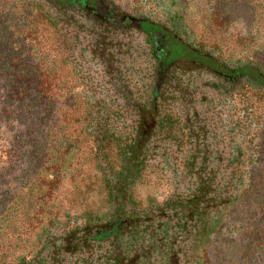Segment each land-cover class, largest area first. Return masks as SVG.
<instances>
[{
	"label": "trees",
	"instance_id": "trees-1",
	"mask_svg": "<svg viewBox=\"0 0 264 264\" xmlns=\"http://www.w3.org/2000/svg\"><path fill=\"white\" fill-rule=\"evenodd\" d=\"M0 2L1 5L12 8L9 19L16 21L10 28L13 32L10 40L16 39L18 43H9L8 47L3 48L9 49L0 52V56L5 55L0 71L15 82L17 94L12 95L18 103L17 112L21 113L20 117H25L26 112H29V119H33V110L44 106L46 112H57L59 102L69 106V110L63 114L68 124L64 126L59 121L57 123L61 127L59 131L62 136L50 133L51 140L46 136L43 143L45 146L38 148L42 153L38 154L27 183L23 181L20 190L13 196H8L7 190L0 193V264H108L105 262L106 258L95 256L94 250L101 240L112 235L117 228L115 226L110 230L106 225L98 223V215L91 216L88 209L89 194L92 189H96L101 192L103 202L115 205L117 197L101 163L102 152L117 141L113 139L116 131L112 128V122L127 127L125 121L132 114L135 115L137 110L139 112L133 117L138 118L133 123L134 127H127L125 136H120L121 142L125 143L121 175L127 178L130 171L143 166L147 161L145 154L151 149V143L144 132L147 125L143 121L150 112L148 105L140 104L136 108L128 96L118 95L113 98L105 90H101L103 100L99 101L109 107L105 112L97 101L91 100L85 94L68 99H62L61 94H58L62 86L64 88L65 82H61L60 76L65 71L73 80L67 81L70 86L82 85L87 94L90 88L92 90L94 83L88 75L92 70H84L80 63L84 62L85 67L90 66L93 63H90L91 57H97L96 45L100 46L98 48L101 51L106 42L96 28L102 30L101 26L112 28V25H118L121 21L122 26L135 21L137 30L146 34L153 44V51L149 53H153L151 61L164 60L167 52L170 53L167 58L175 57L170 46L172 41L183 54L171 61L191 59L190 62L207 65L214 74L220 69L235 80L248 78L255 86H264V74L255 64L228 69L222 63L221 57L205 53L202 49L204 46L193 47L192 43L178 37L183 30V15L186 10L179 2L176 6L167 0H143L145 7L153 5L155 11L150 16L137 12V17L128 16L129 20H124V16L116 17L113 8V11L105 13L97 20L98 11L95 9L102 3L101 0H9L8 4H3L1 0ZM183 3L188 8L192 6L197 13L202 11L203 17L208 21L205 30L206 34H210L208 39H217L213 44L215 49L218 48L219 41L228 42L246 51L249 59L264 57V33L260 26L263 22L253 20V30L249 29L245 34L240 30L229 31L236 19L242 20L237 18L236 12L251 10L256 14L260 9L264 13V0H183ZM252 5L254 7L250 8ZM161 13L165 17L157 18L156 15ZM91 19L94 21L93 25ZM108 19L112 22L109 23ZM93 33L96 39L87 40L86 37ZM53 35L58 38L56 43L63 47L64 60L61 64L64 68L56 69L55 61L52 65H46L43 61L36 65L28 63L29 58L25 56L28 49L24 45L38 42L39 39L50 41ZM31 47L33 51L34 46ZM75 63L79 64V68ZM226 72L222 74H227ZM105 76L107 86L118 88L117 79L114 80L107 73ZM30 83L37 92L32 101L26 99L31 94ZM160 95L153 94L152 101L156 103ZM30 102L31 108L28 107ZM71 110L76 114L73 115ZM9 113L6 110L5 116ZM44 121L45 119L43 123ZM70 125L74 127V131L69 128ZM236 130V127L232 128L227 134L236 136ZM84 133L95 143V154L88 164L87 161H78L77 151H82L80 136ZM233 139L229 146L220 148L221 145L208 144L198 150L201 154L199 164L195 160L187 163L191 174L187 182V194H176L167 203L172 215L178 212L181 215L170 217L176 221V235L189 225L191 230L187 235L192 234L194 238L192 250L195 242L203 243V256L192 257V264H264V153L260 144H254L251 140L248 143L247 137L243 139L237 135ZM87 169L96 175L89 174ZM69 179L75 182V197L72 202L79 204L75 209L79 208L81 211H76L77 214H72L73 216L71 210L63 211L68 209V205L62 206L56 195ZM232 210L237 211L236 219L229 218L230 215L233 217ZM116 218L118 216L115 215L110 218L111 225H114ZM136 226L133 228L137 229ZM212 248H219L217 254L221 256H209ZM110 264H124V261L111 260Z\"/></svg>",
	"mask_w": 264,
	"mask_h": 264
},
{
	"label": "rangeland",
	"instance_id": "rangeland-1",
	"mask_svg": "<svg viewBox=\"0 0 264 264\" xmlns=\"http://www.w3.org/2000/svg\"><path fill=\"white\" fill-rule=\"evenodd\" d=\"M1 1L3 4L9 2V0ZM101 1L102 3L95 9L98 11L97 20L105 15L106 7L113 8L116 17L119 18L122 16L135 18L137 12L138 14L143 12V14L150 16L155 11L153 5L145 7L142 4L143 0ZM167 2H172L176 6H178L177 2L182 3L186 9L183 15V30L181 34L177 35L182 40L192 43L193 47L194 45L204 46L202 49L205 53L221 57L222 63L228 69L240 65L255 64L264 74V57L249 59L246 51L238 49L228 42L219 41L218 48L215 49L213 44L217 42V39H208L210 34H206L207 31H205L208 27V21L203 17L202 11L197 13L192 6L188 8L183 0H167ZM1 4L0 2V52H3L9 49H3L8 47L7 44L17 45L18 41L16 39L10 40L13 35L10 28L16 23V21L9 19L12 8ZM253 7L254 5L250 8ZM236 14H238L237 18L242 20L236 19L229 31L240 30L245 34L250 31L249 29L253 30L252 28L255 26L253 20H255L263 22L260 26L264 33V13L260 12V9L256 11V14L251 10L238 11ZM156 17L163 19L165 14H157ZM233 18H235V14ZM90 21L93 25V19ZM109 21L112 22L111 19H108ZM121 24L122 21L118 25H112V28L107 26H101L102 30L99 27L96 28V31L101 34L100 37L106 42L103 47L101 46V51L98 48L100 46L96 45L97 57H91L90 63H93L90 66L85 67L84 62H79L84 70H92L91 73L88 72L94 83L92 90L90 88L87 94L82 85L70 86L67 81L73 80L65 71L60 76L61 82H65L64 88L62 86V90L60 89L58 94H61L62 99L85 94L91 100L97 101L100 107L102 106L103 112L107 111L109 107L100 103L103 98L101 90H105L113 98L118 95L119 97L128 96L129 99L133 100L136 108L140 107V104L148 105L150 114L144 119L143 124L147 125L144 132L150 139V150L152 151L149 150L145 154L147 161L143 166L130 171L127 178H123L121 172L124 167L125 143L121 142L120 136H125L127 127L130 129L134 127L133 123L138 121V118L133 119V117L139 112L137 110L135 115L132 114L131 118L129 117L128 121H125L127 127H121L112 122V128L116 131V134H113V139L117 141L111 143L110 147L102 152L101 163L103 172L112 182V190L117 201L115 205L107 204L106 201L103 202V197H100L101 192L92 189L88 198V209L91 211V216L98 215V223L103 226L108 225L110 218L116 213L130 219L133 215L149 212L152 221L146 225L153 226L155 238L166 235L165 243L169 244L170 241L175 243L171 255L179 256L176 259L178 264H192V257L203 256V243L195 242V247L192 250L191 244L194 240L192 234L187 236L175 234L176 221L170 219L172 211H170L167 203L176 194L181 192L187 194V182L191 177L187 163L195 160L199 164L201 154L198 150L206 145H221L220 148L229 146L233 143V138L240 135L243 139L247 137L248 143L251 140L254 144H260L262 146L261 151L264 153V86L261 84L255 86L248 78L234 80V83L226 82L229 76L226 71L219 69L223 72L214 71L215 75L211 69H208L207 65L200 62H190L191 59L178 61L177 66L170 71V78L166 82H160L158 68L151 61L153 53L149 54L153 51L151 41L146 34L137 30L135 21L124 26ZM93 36H95L94 33L86 39L91 40L93 38L95 40L96 38ZM57 40V36L53 35L50 41L39 39L38 42L24 45L26 50L28 49L25 53L26 58H29L28 63L36 65L43 61L46 65H52L55 61L57 62L56 69L62 70L64 68L61 64L64 60V58L62 59L63 47L56 43ZM31 45L35 48L33 51ZM170 46L175 57L169 59L172 60L183 54L176 47L177 45H173L172 41ZM36 49L38 51L35 52ZM4 57L5 55L0 56V64ZM75 65H78L77 68H79L78 63ZM96 65L98 67H95ZM224 72L227 74H222ZM106 73L112 76L114 80H118L116 81L119 84L118 88L106 85ZM218 81L222 82L218 88L208 85L209 83H218ZM69 86L70 89H68ZM30 87L29 92L31 94L26 99L32 101L37 92L32 84ZM157 90L160 91L158 94L161 95L154 103L152 96L157 94ZM12 94H17L15 82L10 80V76L8 79L7 75L0 71V193L7 190L8 196L17 193L23 181L27 183L33 173L38 154L42 153L40 149L45 146L43 143L46 136L49 137V140L52 139L49 136L50 133L57 134L58 137L62 136L59 131L61 127L57 126V123L59 121L64 126L68 124L64 120L63 114L69 110L68 105H62L59 102L56 107L57 112H46L44 106L33 110V119H29V112H26L25 117H20L21 113L17 112L18 103ZM28 107L31 108V102ZM6 110L10 112L7 117L5 116ZM71 111L73 115L76 114L73 110ZM37 117L39 121L36 122ZM43 119H45L44 123ZM161 121L162 124H160ZM235 127L238 133L236 136L227 134L228 130ZM69 128L73 130L74 127L70 125ZM52 136L55 135L52 134ZM80 140L82 151L81 153L77 151L78 161H87L88 164L90 158L95 154V143L92 142L87 133L82 134ZM38 148H40L39 151ZM86 172L96 175L95 172H89L88 169ZM196 172L197 169L193 173L194 176ZM74 184L72 179L66 180L56 194L62 206L68 205V209L63 211L71 210V215L77 214L76 211L81 212L79 208L75 209L79 204L72 202L75 197L73 195ZM232 216L230 215L229 218L236 219L237 211H234ZM142 226L145 225L142 224ZM130 230L132 232L134 228ZM143 244H147V242L144 241ZM218 251L219 248H212L209 256H221V254H217ZM152 255H154L152 258L143 256V259L137 260V264H166L168 263L167 257L171 256L169 252L168 255L166 254L164 248L158 246L155 247Z\"/></svg>",
	"mask_w": 264,
	"mask_h": 264
},
{
	"label": "flooded vegetation",
	"instance_id": "flooded-vegetation-1",
	"mask_svg": "<svg viewBox=\"0 0 264 264\" xmlns=\"http://www.w3.org/2000/svg\"><path fill=\"white\" fill-rule=\"evenodd\" d=\"M105 9V13L112 11L111 8L108 7H106ZM129 19L130 17L124 16V20ZM155 51L157 50L155 49ZM167 57H170V53L168 52L165 53L164 60L160 62H157L156 59L152 60L158 68V76L160 82H166L170 78V71L177 66L178 61H181H171V59ZM208 69L210 70L211 68L208 67ZM227 79L228 81L226 82L234 83L233 81L235 79L231 78L230 76H228ZM221 83V81H218V83H209L208 85L214 88H218V86L220 87ZM156 93H160V91L157 90ZM174 215H176V217L181 216L179 212ZM174 215H171L172 218L174 217ZM115 216H118V218L115 219L114 225H111V223L109 222L106 227L110 230H113V228L116 226L117 229L112 233V235L110 234L108 237L101 240L102 244L97 246V251L96 249L94 250L95 256H98V258H106L105 262H107L108 264H110L111 260L116 259L124 261V264H137V260L139 261L140 259H143V256H145V258H152V256H154L152 254L156 246L164 248L166 254L168 255L169 252L171 255V251L175 247L174 241H170L169 244L165 243L164 240H166V235L161 236L160 238H155L153 226L146 225L149 224L150 221H152L149 217L151 216L149 212L141 215H133L130 219L126 218V216H121L120 214L118 215V213H116ZM176 217L174 219H176ZM134 219L135 221H133ZM142 224L146 227H143ZM135 225L138 226H136L137 229H134V231L131 232L130 229ZM188 227L189 225H186L185 228L179 232V234L187 236V234L189 233ZM159 229H161V227H159ZM175 230L174 232H176L175 234H177L178 229L175 228ZM147 235L149 236L147 237ZM144 241H146L147 244L142 245ZM172 255L167 257L168 263L166 264H178V261H176V259H178L179 256Z\"/></svg>",
	"mask_w": 264,
	"mask_h": 264
}]
</instances>
